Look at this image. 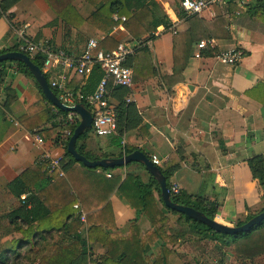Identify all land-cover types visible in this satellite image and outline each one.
Here are the masks:
<instances>
[{
	"label": "crops",
	"instance_id": "1",
	"mask_svg": "<svg viewBox=\"0 0 264 264\" xmlns=\"http://www.w3.org/2000/svg\"><path fill=\"white\" fill-rule=\"evenodd\" d=\"M74 7L83 19L95 11L86 0H75ZM153 9L156 14L169 19L176 33L168 29L160 35L154 32V40L148 41L149 35L136 40L122 23L110 34L111 41L105 42V34L87 22L80 28L66 27L63 19L44 0H20L10 7L7 16L0 18V51H20L22 31L26 39L47 40L54 47L77 55L84 52L91 38L98 39L103 47L106 43V49L123 42L130 43L137 51L146 48L147 57L143 56L145 71L139 73L143 78L134 76L130 88L114 90L111 95L115 107L123 104L133 109L121 122L124 127L122 142L125 141L126 147L138 148L151 159L156 156L161 161L160 168L166 169L168 163L174 166L169 171V181L171 185H180V195L191 202L214 204L217 206L215 220L236 226L239 220H245L264 207V186L253 176L248 163L253 157L264 155V3L258 5L252 0L248 11L234 17H229L233 9L224 3L190 20L177 16L175 0H154ZM219 18L223 19L224 26L216 33L219 37H214L206 23L212 25ZM175 35H183L180 36L181 40L184 38L179 47L181 52L186 39L191 43L185 49L188 64L182 73L183 81L178 82L168 79L174 73ZM210 37H214L216 47L202 51V57L197 58L198 43ZM234 49H240L244 54L236 65L218 60L219 53ZM128 65L134 74L132 58ZM5 69L7 74L0 84V187L7 186L21 172L44 160L46 155L69 161L62 142L56 143L59 134L66 131L45 137V131L59 122V112L52 109L56 118L43 127L33 131L24 128L20 117L30 106L44 102L50 108L52 104L44 100L35 81L15 65L8 64ZM88 78H83L78 87L72 80L74 87L82 90ZM7 88L12 92L9 98ZM6 100L11 102L5 105ZM116 134L99 138L92 131L82 144L91 156L117 157L122 153V143L121 146L111 144V138ZM37 135L42 136L44 144L37 142ZM127 172L143 182L149 180V172L133 164L105 172L101 188L91 189L98 195L91 199V204L99 206L107 199L110 202L106 216L98 215L94 220L106 227V231H99L100 240L105 239L103 232L109 236L106 242L116 237L115 234L127 233L135 221L143 234L153 230L148 217L139 214L118 189L110 194V180L122 176L123 182ZM63 179L70 184L67 176ZM70 193H74L72 186L67 194ZM153 196L159 203L156 189ZM158 207L169 215L164 206L158 204ZM179 241L177 247L183 249L185 244L181 245L182 240ZM175 249L177 253L170 255L169 264H185V256L183 259L179 256L184 252ZM237 251L244 255L245 250L237 248ZM93 252L96 257L91 256ZM102 252L105 248L101 243L91 244L88 263L96 262L97 255ZM160 252L161 243L147 246L146 255L152 261ZM258 259L262 256L251 264Z\"/></svg>",
	"mask_w": 264,
	"mask_h": 264
},
{
	"label": "trees",
	"instance_id": "2",
	"mask_svg": "<svg viewBox=\"0 0 264 264\" xmlns=\"http://www.w3.org/2000/svg\"><path fill=\"white\" fill-rule=\"evenodd\" d=\"M20 0H0V18L7 16V12L11 6ZM48 6L60 17L66 24V27L73 26L80 28L85 22L91 24L103 34H105V42H110V34L120 24H124L126 29L132 34L136 40L142 39L145 35H149L148 41L154 40V32L160 26L166 28L171 27L169 19L164 15L156 14L154 11V0H86L91 4L95 11L87 18L83 19L74 7L75 0H44ZM181 0H175L177 16L182 19H195L198 15L186 16L181 7ZM226 3L234 10L237 5L234 0H226ZM258 5L264 3V0H256ZM231 10V9H230ZM249 10V9H248ZM247 10V11H248ZM118 15L120 18L125 17L126 21H116L114 16ZM215 23L210 26L212 35L215 37L220 27L223 28V19L214 20ZM13 25V24H12ZM183 36V35H180ZM180 36L175 35L174 38V73L170 78L174 82L183 81L182 73L188 64V55H185V49L191 46L190 41L185 40L184 48L179 50L180 43H184ZM185 36V35H184ZM214 37H210L211 39ZM219 37V36H216ZM105 48H106V43ZM118 44H113L107 49H115ZM17 50V49H15ZM8 50L0 51V55L7 53ZM147 57V49L138 50L136 55L130 58L134 63V76L141 78L139 73L145 71V59ZM34 64L43 70L44 57H31ZM129 58V59H130ZM129 59L127 64L129 63ZM15 65L20 72L36 82L32 73L22 62L5 61L0 63V84L7 74L5 67L7 65ZM129 66V65H128ZM140 75V76H139ZM49 82V77L46 75ZM103 77V72L99 68H95L92 75L89 76L86 86L83 87L84 92L92 93L97 88L99 82ZM84 77L76 75L73 78L74 85L78 87ZM145 78V77H144ZM167 79V78H165ZM73 82L70 88H73ZM51 87V86H50ZM74 87V88H76ZM38 88L40 86L38 85ZM77 89V88H76ZM123 89V88H117ZM115 89V90H117ZM125 89V88H124ZM54 90V89H52ZM6 95L11 96L10 88H7ZM56 94L58 92L54 90ZM44 100L50 104L46 97ZM10 100H6L9 104ZM132 107L124 106L116 107L118 117V130L115 136H112L111 144L121 146L124 127L123 117L133 111ZM56 109L59 112V122H56L51 130L45 131L47 138L57 131L71 130V134H59L56 143L62 142L65 156L69 161L63 164V169L68 177L70 184L60 177V172L54 170L49 173L48 160L37 162L34 166L27 168L19 174V176L7 185L9 191L18 200V204L10 212L4 214L1 219L8 223L7 234H19L18 237H12L7 242L0 240V264H22V259L27 260L29 264H88L90 258V245L99 242L105 248L104 256L96 264H169V258L173 249L169 245L175 244V236L167 235L165 232V225L169 222V217L160 211L158 204H161L167 211L174 215H179L180 219H184L189 224L191 230L200 235L202 239L211 241H218L224 247L242 246L245 250L244 255L237 256L241 262H250L256 256L264 254V221L251 229L247 233H240L237 235H224L216 233L206 225L193 220L184 214L167 208L161 197V189L155 178L148 173L149 180L143 182L140 178L127 172L125 179L122 182V176L114 177L109 182L110 194L118 189L121 194L130 202L139 214H144L151 222L153 230L143 234L138 227L137 221L133 222L130 229L125 234L117 235L111 241L106 242L109 237L106 232H103L104 240L99 239V231H106L104 224H97L94 220L98 215L106 216L107 210L110 209V202L108 199L102 205L91 204V199L97 197V193H92L91 189L96 186L101 188V180L104 179L105 172H111L113 169H90L67 152L68 142L73 135L74 128L68 123V112H65L56 107L48 108L44 102H38L29 107L27 113L20 117V123L29 131L47 125L49 121H53L56 115L52 112ZM127 118V117H125ZM125 120V119H124ZM92 130L83 134L77 141V150L80 154L86 156L89 160H99L101 157H94L89 155L84 148L82 142L89 137ZM138 150L135 147H126L127 154ZM103 156V157H114ZM116 157V156H115ZM117 157H122V153ZM249 166L253 176L259 180L261 186H264V155L255 156L249 160ZM137 164L144 171L146 168L141 163H131L127 167ZM174 166L169 163L166 169H162L164 176L167 179V185L170 188V170ZM117 169V168H114ZM74 193L67 194L71 186ZM156 189L159 194V203L153 196V190ZM26 195L25 200L22 196ZM66 195V196H65ZM174 202L186 206H190L205 213L209 218L215 219L217 213V206L214 204H203L202 202H191L189 198L180 195H172ZM80 202L87 212V223L80 220L78 211L74 208L76 203ZM262 210L255 214L249 215L245 220H239L236 226L243 225ZM105 227V228H104ZM10 235V234H9ZM55 236L57 237L55 239ZM41 242L46 243L51 247L49 252H44V248L38 249L35 253L36 247ZM161 243V252L159 255L150 257L146 255L148 245L155 246ZM46 246V245H45ZM29 247V248H27ZM25 248H27L25 253ZM24 249V250H23ZM144 260V261H142Z\"/></svg>",
	"mask_w": 264,
	"mask_h": 264
},
{
	"label": "built area",
	"instance_id": "3",
	"mask_svg": "<svg viewBox=\"0 0 264 264\" xmlns=\"http://www.w3.org/2000/svg\"><path fill=\"white\" fill-rule=\"evenodd\" d=\"M237 9L229 13V17L240 16L246 12L252 0H234ZM226 3V0H182L181 7L186 16L201 15L205 11L214 8L220 4ZM116 21L125 22L126 18L114 16ZM168 29L176 33L173 26L166 28L160 26L156 29V34L160 35ZM22 43L20 52L31 57L42 56L43 73L49 77V85L58 92L61 102L69 107L77 104H84L93 115L92 131L99 138H106L115 134L118 130V117L116 107L112 103V92L117 88H130L133 84V70L128 66L127 61L136 54L137 49L130 43H120L115 49L108 50L104 48L98 39H89L84 52L81 55L70 53L61 48H56L50 41H31L26 39L24 32H20ZM216 41L214 39L203 40L197 45V58L202 57V51L214 49ZM243 52L240 49L225 50L218 54L220 62L228 65H236L241 61ZM95 68L103 72V77L96 90L92 93L84 92L81 89L70 88L74 76L81 75L88 78L92 75ZM53 73L55 74L53 76ZM68 123L74 129L79 125L81 118L77 112H69ZM71 134V130L65 132ZM36 140L39 144H44L42 136L37 135ZM127 155L126 143L122 142V157ZM48 160L49 173L54 170L60 172L61 178H66L63 169V158L53 159L50 156H44ZM152 162L159 166L161 161L154 156ZM108 177H112L108 174ZM171 195L180 196L181 187L179 184H172L169 188ZM26 195L22 196L25 200ZM74 208L78 210L80 220L87 222V214L80 203H76Z\"/></svg>",
	"mask_w": 264,
	"mask_h": 264
},
{
	"label": "water",
	"instance_id": "4",
	"mask_svg": "<svg viewBox=\"0 0 264 264\" xmlns=\"http://www.w3.org/2000/svg\"><path fill=\"white\" fill-rule=\"evenodd\" d=\"M5 61L24 63L40 86L44 96L54 107L68 113L74 111L80 115V124L75 128L73 135L68 142L67 152L71 154L75 158V160L81 162L86 167L90 169H114L127 167L129 164L134 162L143 164L146 170L155 178V180L159 184L161 189V197L167 208L184 214L185 216L206 225L219 234L237 235L240 233H247L251 231L253 227L260 225L264 221V211H262L243 225L227 226L215 219L209 218L205 213L196 210L193 207L174 202L167 185V179L164 176L162 169L159 166H156L152 162V159L140 150L129 153L125 157H109L101 160H89L86 156L78 152L77 141L83 134L92 130L93 115L91 111L84 104H77L73 107H69L63 104L54 90H52V88L50 87L47 77L43 73L42 69L34 64L27 54L20 51L1 54L0 63Z\"/></svg>",
	"mask_w": 264,
	"mask_h": 264
},
{
	"label": "rangeland",
	"instance_id": "5",
	"mask_svg": "<svg viewBox=\"0 0 264 264\" xmlns=\"http://www.w3.org/2000/svg\"><path fill=\"white\" fill-rule=\"evenodd\" d=\"M1 98V97H0ZM2 101V99H1ZM66 161L63 159V164ZM18 204V200L14 197V195L9 191L7 186L0 187V240L4 243L12 237H18L19 234H13L9 233L7 234L8 230V223L6 220L1 219V217L10 212L13 208H15ZM78 211V210H77ZM79 212V211H78ZM168 212L169 222L165 225V232L167 235L175 236V244H171L169 246L173 251L177 253V249H180L177 247L179 240H182L181 245L185 244V247L183 249H180L184 252V254L180 256V258L183 259L184 257V263L185 264H251L256 258H259L262 256V259H258V261L255 264H264V254L256 256V258L250 262H241L237 256H241L238 254V251L236 247H224L220 242L218 241H211L207 239H202L200 235L194 233L189 224L185 222V220L182 218L180 219L179 215H174L172 213ZM86 224V223H85ZM170 232L171 234H168ZM57 237L55 236V239ZM46 245V246H45ZM44 248V252H49L51 250V247L47 245L44 242H41L39 246H37L35 249V253H38V249ZM29 248V247H27ZM27 248H25V253ZM238 250H242V246L237 247ZM24 250V249H23ZM187 251V252H186ZM105 252H102L101 254L97 255V258L95 259L96 262H93L91 264H96L102 256H104ZM187 254V255H185ZM190 255V257H189ZM91 256L96 257V253L93 252ZM22 264H29L27 260L22 259ZM89 264V263H88Z\"/></svg>",
	"mask_w": 264,
	"mask_h": 264
}]
</instances>
